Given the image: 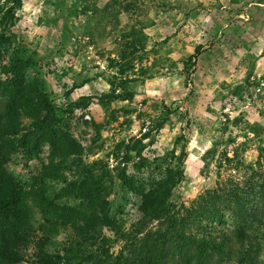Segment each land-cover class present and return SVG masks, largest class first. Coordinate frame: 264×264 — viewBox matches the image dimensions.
<instances>
[{"label":"rangeland","instance_id":"1","mask_svg":"<svg viewBox=\"0 0 264 264\" xmlns=\"http://www.w3.org/2000/svg\"><path fill=\"white\" fill-rule=\"evenodd\" d=\"M9 36L0 45V101L18 81L27 94H45L50 119L77 145L62 164L54 159L57 175H45L47 142L20 148L8 164L35 240L47 224L37 192L88 212L78 192L88 170L103 180L115 222L93 250L115 256L135 241L143 202L123 170L149 184L164 169L157 158L185 150L171 200L191 206L218 181L249 180L264 161V0H22ZM56 224L50 251L80 250L78 230ZM35 240L13 264L36 260Z\"/></svg>","mask_w":264,"mask_h":264},{"label":"trees","instance_id":"2","mask_svg":"<svg viewBox=\"0 0 264 264\" xmlns=\"http://www.w3.org/2000/svg\"><path fill=\"white\" fill-rule=\"evenodd\" d=\"M21 7L22 0H0V45L9 41ZM51 111L45 94H27L21 81L10 89L6 101H0V264L21 259L36 236L23 204V187L8 169L13 154L26 145L35 148L49 143L52 153L45 175L52 176L59 169L54 159H61L62 164L76 152L75 140L52 122ZM25 118L32 119L29 129L23 125ZM215 146L203 155L205 169L215 158ZM186 158L187 152L178 154L176 148L157 158L164 164L160 177L142 186H137L126 170L121 172L124 185L141 195L143 202L135 241L115 256L103 246L93 250L102 241V228L115 222L106 209L103 180L91 170L78 187L88 212L60 205L43 191L37 192L47 224L40 227L42 234L35 240L37 257L32 264H264V161L259 159L249 180L218 181L186 206L171 200L185 178ZM227 218L230 226L220 227ZM70 220L76 221L75 225ZM56 221L65 229L73 225L78 230L80 250L50 251ZM152 223L156 224L149 228Z\"/></svg>","mask_w":264,"mask_h":264},{"label":"built area","instance_id":"3","mask_svg":"<svg viewBox=\"0 0 264 264\" xmlns=\"http://www.w3.org/2000/svg\"><path fill=\"white\" fill-rule=\"evenodd\" d=\"M87 118H90L89 116H87Z\"/></svg>","mask_w":264,"mask_h":264}]
</instances>
